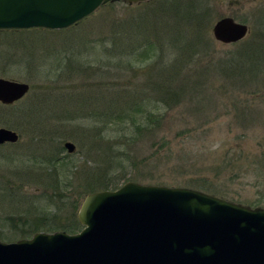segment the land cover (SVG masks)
Returning a JSON list of instances; mask_svg holds the SVG:
<instances>
[{
    "label": "rangeland",
    "instance_id": "374dc122",
    "mask_svg": "<svg viewBox=\"0 0 264 264\" xmlns=\"http://www.w3.org/2000/svg\"><path fill=\"white\" fill-rule=\"evenodd\" d=\"M263 10L264 0L113 1L67 29L0 31V78L29 87L0 104V128L19 136L0 147V242L30 239L31 223L55 211L51 195L61 225L75 226L79 205L81 231L101 173L107 191L133 181L264 208V63L233 86L221 70L237 43L211 33L223 17L256 33Z\"/></svg>",
    "mask_w": 264,
    "mask_h": 264
},
{
    "label": "water",
    "instance_id": "95a60500",
    "mask_svg": "<svg viewBox=\"0 0 264 264\" xmlns=\"http://www.w3.org/2000/svg\"><path fill=\"white\" fill-rule=\"evenodd\" d=\"M149 0H0V30H63L113 2ZM245 24L223 17L211 33L222 44L241 42ZM28 85L0 78V103L20 100ZM18 134L0 128V145ZM63 147L75 151L71 142ZM77 234L36 233L0 242V264H264V208L243 206L184 187L129 181L88 194Z\"/></svg>",
    "mask_w": 264,
    "mask_h": 264
},
{
    "label": "trees",
    "instance_id": "16d2710c",
    "mask_svg": "<svg viewBox=\"0 0 264 264\" xmlns=\"http://www.w3.org/2000/svg\"><path fill=\"white\" fill-rule=\"evenodd\" d=\"M263 16H264V10H263ZM259 25L257 27L258 31L256 33H250L248 38H246L245 40L239 42L236 44V48L238 49L237 51H235V53L231 56L232 59H228L229 63L227 67V71L226 70H221L222 73H227L230 76V80L231 83L233 84V86H242L243 84H249L254 82V79L257 78L258 72L260 71V65L264 63V21L263 22H259ZM248 53H250L248 55ZM263 68H264V64H263ZM262 68V69H263ZM248 82V83H247ZM174 93L170 95V97H174ZM48 163L50 164H60V160L59 159H49L47 160ZM63 166H61L62 168ZM55 178L53 179V183L50 182L51 184H49L50 188L55 189V190H59L60 188V183L57 180V175H54ZM67 176V175H66ZM97 175H88V177L83 178V182H87L91 179H94ZM100 176V177H99ZM98 177H96V181L98 184H106L105 187L103 188L102 186V190L104 189H108L109 186H111L110 181H111V175L109 174H104L101 173L99 174ZM72 178H70L71 180ZM69 182V181H68ZM66 182V183H68ZM90 184V183H89ZM199 186V185H197ZM197 188V187H195ZM95 188L88 186L86 188V194L87 193H91L94 192ZM204 191V190H203ZM56 195V194H55ZM50 197V196H49ZM52 197V195H51ZM49 199V203L51 205V207L55 208V211L53 212L51 217H47V214L44 215H40L41 217H39L37 220L33 221L31 224L33 225L32 229H33V234H35L37 232V230H39L38 228H41L43 226L47 227L46 232H54L56 230H61L62 232H67V233H72L75 234V231L79 228V226L77 225V221H76V210L78 208L79 205L75 204L74 205V211H73V217L75 218V226H69V225H61L59 220H58V215L57 212L59 211L57 209V205L55 203V201L53 200V197ZM55 197V196H54ZM67 199V198H66ZM57 206V207H56ZM260 206V204H256L255 207ZM41 221V222H40ZM59 226V227H58ZM42 231V230H41Z\"/></svg>",
    "mask_w": 264,
    "mask_h": 264
},
{
    "label": "flooded vegetation",
    "instance_id": "af4514ba",
    "mask_svg": "<svg viewBox=\"0 0 264 264\" xmlns=\"http://www.w3.org/2000/svg\"><path fill=\"white\" fill-rule=\"evenodd\" d=\"M18 101H16V102H14V103H12V104H10V105H4V104H1L2 106H4V107H12V106H14L16 103H17ZM13 131V130H12ZM15 132V131H14ZM7 144H13V143H3L2 145H0V147L1 146H5V145H7Z\"/></svg>",
    "mask_w": 264,
    "mask_h": 264
}]
</instances>
